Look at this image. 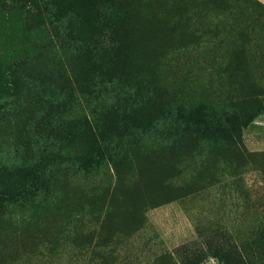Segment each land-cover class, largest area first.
Listing matches in <instances>:
<instances>
[{"label":"rangeland","instance_id":"rangeland-1","mask_svg":"<svg viewBox=\"0 0 264 264\" xmlns=\"http://www.w3.org/2000/svg\"><path fill=\"white\" fill-rule=\"evenodd\" d=\"M119 2L121 18L133 23L121 65L127 74L166 88L187 105L205 101L227 108L249 87L261 90L264 103L261 5ZM36 11L33 0H0V83L16 81L9 85L15 94L10 100L20 103L8 113L0 110V189L22 184L19 199L0 206V264H264V113L243 130L247 161L236 163L224 153L192 169L181 159L185 151L143 138L124 157L111 159L119 143L100 141L92 127L79 138L62 137L52 151L59 155L58 166H37L36 131L29 120L40 112L42 93L53 99L57 89L54 77L43 78L42 87H34L32 77L45 70L47 54L40 45L65 40L45 34L50 24ZM51 55L47 58L54 60ZM57 55L66 61L63 53ZM9 65L17 69L11 72ZM25 69L31 76H24ZM24 142L33 147L28 158ZM251 151L257 154L248 155ZM153 173L165 176L158 190L170 192L171 183L180 196L156 203L149 197L144 207L137 189ZM26 181L34 191L25 190ZM125 199L136 202V216L126 214Z\"/></svg>","mask_w":264,"mask_h":264},{"label":"trees","instance_id":"trees-1","mask_svg":"<svg viewBox=\"0 0 264 264\" xmlns=\"http://www.w3.org/2000/svg\"><path fill=\"white\" fill-rule=\"evenodd\" d=\"M252 1L264 9L258 0ZM33 2L37 5L36 16L50 24L44 33L50 31L52 37L65 40H60L61 43L56 41L55 45L51 41L40 45L47 57H52L51 54L56 57L54 60L47 57L42 60L45 70L36 74V78L34 75L32 77L36 79L34 87H42L43 78L54 77V89H57V97L53 99L50 93H42L46 98L40 103V112L35 111L29 120L30 126L36 131L34 152L40 156L36 160L40 169L58 166L59 155L52 151L57 148L58 142L63 141L64 136L68 139L71 136L79 138L92 127L97 130L100 141L107 142L110 139L119 143L113 148L115 156H111V159L124 157L141 138L154 144L166 142L165 149L171 151H185L186 155L181 159L183 164L192 169L210 161L213 156L217 158L218 154L230 153L236 163L244 158L243 130L264 113L261 90L249 87L242 97L236 96L233 103L231 100L227 108L205 101L187 105L166 88L156 86L151 81H142L136 73L130 75L122 69L121 65L125 66L128 54V36L133 30L128 28L133 23L124 22L121 18L123 9L119 8V0H39L42 7H39L38 0ZM108 6L112 10L104 12L102 9ZM58 53H63L66 61L60 59ZM66 63H71L69 68ZM8 67L11 72L17 69V65ZM23 74L25 77L31 76L26 69ZM15 82L6 79L0 83L2 114L14 110L15 105L20 104L17 100L15 103L10 100L14 92L9 85ZM28 82L32 83V80ZM39 90L43 91V88ZM227 99L229 101L230 98ZM183 139H187L188 143ZM24 146L27 147L24 158L33 155V147L26 142ZM247 153L257 154L252 151ZM27 162L28 166H34L30 160ZM27 162L20 163L18 167L26 166ZM161 176L164 177L162 181H165L163 174L144 175L149 180H145L137 189V196L144 198V207H147L149 197L156 203L168 200L171 196L172 199L180 196L171 183H167L170 192L165 188L157 189ZM26 183L25 190L34 191L33 183ZM21 185L1 188L0 206L18 200ZM125 202L130 206L126 214L136 216V202L130 199H125ZM209 247L216 249L214 246Z\"/></svg>","mask_w":264,"mask_h":264},{"label":"crops","instance_id":"crops-1","mask_svg":"<svg viewBox=\"0 0 264 264\" xmlns=\"http://www.w3.org/2000/svg\"><path fill=\"white\" fill-rule=\"evenodd\" d=\"M261 4H263L264 5V0H258ZM253 122H255V121H253ZM252 122V123H253Z\"/></svg>","mask_w":264,"mask_h":264}]
</instances>
